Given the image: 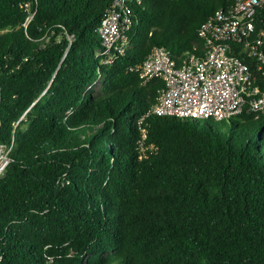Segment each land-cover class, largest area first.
I'll use <instances>...</instances> for the list:
<instances>
[{
    "label": "trees",
    "instance_id": "1",
    "mask_svg": "<svg viewBox=\"0 0 264 264\" xmlns=\"http://www.w3.org/2000/svg\"><path fill=\"white\" fill-rule=\"evenodd\" d=\"M113 1L0 0V264H264V113L143 118L166 81L129 70L156 46L202 54L233 0L133 2L104 63Z\"/></svg>",
    "mask_w": 264,
    "mask_h": 264
},
{
    "label": "built area",
    "instance_id": "2",
    "mask_svg": "<svg viewBox=\"0 0 264 264\" xmlns=\"http://www.w3.org/2000/svg\"><path fill=\"white\" fill-rule=\"evenodd\" d=\"M143 1L112 2L100 26L102 62H113L131 46L132 3ZM199 35L204 40L202 54L196 47L179 61L168 47L156 46L143 62L130 65L143 84L156 77L166 81L143 118L157 114L220 121L246 109L257 116L264 113V0H233L202 23ZM99 81L87 90L98 89ZM146 138L144 129L142 151L148 148ZM13 145L14 140L11 145L0 143V177L11 162Z\"/></svg>",
    "mask_w": 264,
    "mask_h": 264
},
{
    "label": "rangeland",
    "instance_id": "3",
    "mask_svg": "<svg viewBox=\"0 0 264 264\" xmlns=\"http://www.w3.org/2000/svg\"><path fill=\"white\" fill-rule=\"evenodd\" d=\"M101 85H102V83H101V81H99V82H98V89L95 90V93H99V92H100V90H101ZM199 123H200L201 125H205V124H206V121H205L204 119H199Z\"/></svg>",
    "mask_w": 264,
    "mask_h": 264
}]
</instances>
